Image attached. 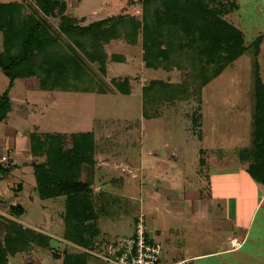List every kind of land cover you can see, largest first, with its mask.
<instances>
[{
	"label": "rangeland",
	"instance_id": "rangeland-1",
	"mask_svg": "<svg viewBox=\"0 0 264 264\" xmlns=\"http://www.w3.org/2000/svg\"><path fill=\"white\" fill-rule=\"evenodd\" d=\"M9 1L17 11L23 10L24 3L34 6L28 0ZM230 2L233 8L226 11L223 19L242 35L245 34L244 52L220 68L222 58H225L222 48H217L213 57L207 54L208 57L199 58L196 54L203 47L197 44V47L195 45L194 49L190 48L179 57L178 70L167 71L164 70L165 65L161 67L160 61L150 67L143 62L142 40L145 34L141 31L142 0L57 1L54 11L47 18L54 28L59 26L63 17L66 20L75 19L76 23L85 26L97 20L133 17L141 25L139 30L130 34L129 41L119 40L102 45L108 56L104 72L99 70L100 64L86 62L82 70L87 75L95 74L96 88H100L101 94L43 91L38 89L34 77L16 79L9 87V80L0 69V113L6 119L0 124V143L3 146L0 148V166L10 168V172L3 175L9 177L0 180V198L4 200L0 202V251H5L0 253L6 258L5 261L1 257L0 264H63L66 262L64 260L73 264L75 250L67 244L66 239L76 237L74 240L78 241L81 233L88 231H96V241H99L97 248L93 249L94 254L90 255L102 260L98 255L105 253L107 245L130 235L136 215L145 211L148 216L149 212L156 210L158 202L153 199L155 192L162 196H166L163 193L165 191L177 195L187 190L183 185L193 190L191 188L195 184H202L205 176H228L225 170H211L208 158L201 156L198 136L201 129L198 125L199 114L201 119L205 116L204 106L200 108V103L191 96L172 104L156 105L153 111L148 105L143 106L142 89L150 84L148 87L152 88V93H159L163 87L161 83L173 87L186 84L191 92L195 67L199 68L204 62L208 63L211 70L219 67L216 73L224 70L204 86L205 94L209 93L206 102L220 100L217 92L220 85L232 94L237 84H249L252 91L253 69L264 82V0ZM161 29L167 33L162 34V53L156 51L155 56L165 60L175 53L180 40L173 26L168 28L164 25ZM168 33L171 34L167 36ZM2 50L0 34V52ZM209 85L214 86L217 93L209 92ZM211 110L218 114L220 112L218 105L212 106ZM209 119L206 115L205 120ZM78 132L93 133V159L97 157L101 165L93 171L95 179L89 181L98 186L100 191L90 192L83 206V217L77 215L76 211L73 214L67 205L62 207V203L54 205L52 201L41 202L35 196L33 167L22 165L29 164L28 160L39 161L28 149L30 135H37L39 139L43 134L57 135L61 144L68 148L71 147L72 135ZM201 157L205 163L200 162ZM113 159L126 164L123 170ZM12 160L17 163V167L10 165ZM105 161H109L107 166ZM235 179H239L242 188L234 186L232 174L221 182L214 179L211 190L216 197L210 202L212 211L206 220L193 221L185 215L163 213L168 229L158 239L162 264L180 261H186L187 264H264V207L254 214L250 224L248 211L252 210V200L239 208L241 211L233 217L227 208L230 207L231 211L236 208L235 197H251L246 183L252 181L247 175L243 179ZM20 183L22 190H18ZM260 190L257 187L251 190L254 197L261 194ZM219 196L222 199H218ZM15 197L21 201L23 208V215L18 217L20 226H31L36 230L45 227L42 234L49 237V244L47 239L34 245V242L27 243L28 239H24V244L21 241L24 249L19 243H13L11 250L3 241L9 231V223L6 225L2 218L11 220L8 207L10 199ZM226 198L231 200L227 201ZM236 227L240 229L238 232L235 231ZM246 227L248 232L241 247L229 252L233 249L230 239L234 237L242 240V231ZM60 253H65L66 259L61 258L63 254ZM202 255L205 257H200Z\"/></svg>",
	"mask_w": 264,
	"mask_h": 264
},
{
	"label": "trees",
	"instance_id": "trees-1",
	"mask_svg": "<svg viewBox=\"0 0 264 264\" xmlns=\"http://www.w3.org/2000/svg\"><path fill=\"white\" fill-rule=\"evenodd\" d=\"M28 1L33 2L34 6L24 3L23 10L17 11L14 10L13 3L0 0V34L3 45L0 52V69L8 78L9 87L16 79L34 77L37 79L38 89L43 91L101 94L100 88L98 86L96 88L95 74L87 75L82 69L87 62L100 64L99 70L104 72L108 56L102 45L119 40L129 41L130 34L139 30L141 24L133 17H125L97 20L85 26L76 23L75 19L66 20L63 17L59 26L54 28L47 18L51 16L58 0ZM228 1L142 0L144 64L147 67L156 66L155 64L160 61L161 67L165 65L164 70H178L179 57L190 48L194 49L195 45L197 47V44L204 50H199L196 54L199 58L208 57L207 54L213 57L217 48H222V55L225 58H222L220 68L240 56L245 49L243 35L223 19L226 11L233 8ZM164 25L168 28L173 26L180 40V44L175 47V53L165 60L155 56L156 51L162 53L161 46L164 43L162 34L167 33L161 29ZM194 36L196 38L193 39ZM212 61L211 59V63ZM218 68L211 70L212 68L205 62L199 68L195 67L196 75L191 83L193 88L191 92L186 84L173 87L161 83L163 86L160 88L161 92L152 93V88L148 87L150 85L148 84L142 89V104L153 110L156 105L197 98L201 86L216 74L220 69ZM262 93L258 95L260 111L264 108V92ZM145 115L147 117L148 113ZM4 118L5 115L0 113V122ZM257 119L260 121V140L256 145L261 156L256 157L255 165L249 170V174L256 182L264 185V118L258 115ZM38 137L32 134L29 141L30 152L40 159L30 164L34 169L40 199L64 196L68 209L75 210L74 197L87 189L86 184L78 181L77 172L81 165H90L94 161L93 133L73 134L71 147L68 149L61 144L57 135H43L40 139ZM9 172L10 168L0 166V175L2 174L0 180L8 178L9 176L5 178L3 175ZM8 212L10 217L18 218L23 210L9 205ZM2 219L10 226L7 227L9 231L4 235L3 241L11 250L14 247L13 243L22 246L24 239H28L27 243L34 242L33 244L46 240L38 234L28 233L27 229H23L13 220L4 217ZM1 241L2 239L0 248ZM24 248L22 246V249ZM2 252L5 253L3 250ZM1 253L0 260L2 257L6 261Z\"/></svg>",
	"mask_w": 264,
	"mask_h": 264
},
{
	"label": "crops",
	"instance_id": "crops-1",
	"mask_svg": "<svg viewBox=\"0 0 264 264\" xmlns=\"http://www.w3.org/2000/svg\"><path fill=\"white\" fill-rule=\"evenodd\" d=\"M6 2H10L9 0H5ZM243 32V31H242ZM259 33V32H258ZM245 36V34H243ZM247 54V53H246ZM224 71V70H223ZM221 70L220 73H216L213 77H211L208 81H206L200 88L198 97L196 98V102L200 103L199 107L206 110L204 112V115H208L209 120L201 119V114H199L200 123L198 126H200L199 131V143L201 146L202 151L201 156L204 155L209 160L208 164L210 166L211 170L214 171H221L225 170L228 176L232 174L234 176V186L236 188L240 187L242 188V183L238 182L239 179L235 178H241L243 179L246 175L250 177L252 180L251 183H246L247 187H249V194L251 197H235L234 198V204L236 208L231 211L230 207L227 208L228 211H230V214L233 215V217L238 214L241 210L239 208L244 207L247 205V202L249 200H252V210L248 211V216H250L249 224L253 219L254 214L258 212V210L262 209L264 207V185L261 183L256 182L249 174V170L254 167L256 162V157L261 156L257 151V145L256 142L260 140L259 133H260V121H258L257 116L264 118V108L260 109V106L258 105V95H262L264 92V82L259 79L257 71L255 69L252 70V91L250 90L251 86H242L241 84H237L235 86V93H229L225 90V88H222V85L218 86V94L220 95L219 101H210L206 102V97L209 94H205V91H203L204 86L207 85L215 76L218 74H221L223 72ZM257 76V77H256ZM247 78H250V76H247ZM257 84V85H256ZM210 88L212 90H210ZM214 92V86L209 85V92ZM211 95V94H210ZM205 97V99H203ZM210 97V96H209ZM206 103V104H204ZM197 105V104H196ZM218 105V108L220 109V112H212V106ZM208 106V107H207ZM202 112V109L200 110V113ZM203 116V112H202ZM4 119L3 121H5ZM8 120V119H7ZM0 122L1 123H3ZM198 123V120H197ZM196 123V124H197ZM259 124V125H258ZM46 135V134H43ZM1 140V139H0ZM2 143H0L1 145ZM0 148H3L1 145ZM66 148V147H65ZM69 148V147H68ZM66 148V149H68ZM28 149L30 151V141L28 139ZM2 150V149H0ZM3 154V153H2ZM95 155V153H94ZM35 158V157H33ZM201 163L203 162V158L201 157ZM40 160V159H39ZM92 166L90 165H81L80 169L77 172V179L80 183H84L87 186V189L76 194L74 197V201H76L74 204L76 206L75 210L73 211L78 215H81L83 217L84 211L83 206L87 201L90 192L93 191H100L99 187L96 185H93L89 181L92 179H95L94 176V169L96 170L97 167L101 166L98 164V159L95 157L93 159ZM115 162L116 159H113ZM33 162L32 160H28L27 163L29 164H22L26 166L32 167L30 164ZM109 164V161H105V165L107 166ZM10 165L13 166V168L17 167V163L12 160V163ZM116 165L123 170V168L126 166V164H123L122 161L118 160L116 161ZM34 173V170H33ZM209 176V175H208ZM226 175L220 176V178L215 177L214 175L210 177L205 176L204 182L202 184L198 183V185H194L189 190L188 186L183 185L187 190L183 191L180 194L177 195H171V192L165 191L163 193L166 194V196H162L160 193L155 192V195L153 196V199H155L158 204L156 205V210L154 212H149L148 216L146 215V212L141 211L138 215L143 214L147 223V226L150 230L151 236L158 241L160 235L164 233L163 231L168 229V222L165 218H163V213L165 214H173L182 216L185 215L188 220L193 221H203L206 220L210 215L209 213L211 210V204L210 202L214 199V191L211 190L212 183L219 180L220 182L224 180ZM244 176V177H243ZM215 179V181H214ZM236 180V181H235ZM207 182V185L205 186L204 183ZM223 184V183H222ZM239 184V186H238ZM20 188L18 187V190H22V185ZM208 186V187H207ZM214 186V185H213ZM261 189V194L257 197H254L252 193V189ZM35 190V196L40 199L39 196V189L37 186V182L34 186ZM171 190V189H170ZM208 190V191H207ZM144 196L147 197V194L144 193ZM218 199H222V197H218ZM233 199V198H232ZM7 200V199H6ZM11 203L10 205L14 207H20L22 208L21 201L17 197L14 199H10ZM66 197L59 196L56 198L51 199H40L41 202H47L52 201L54 205H59L65 207L66 206ZM225 201V198L223 199ZM227 201H230V198H226ZM240 201V202H238ZM0 202H4V200H1ZM237 202V203H236ZM246 203V204H245ZM168 205L170 207H168ZM226 205V204H225ZM238 206V207H237ZM82 207V209H81ZM219 208L220 206H216ZM81 210H80V209ZM170 208V209H169ZM79 209V211H78ZM23 210V208H22ZM226 210V211H227ZM71 211V210H69ZM68 215H71L70 212L67 213ZM23 215V214H22ZM135 216L136 217L138 216ZM134 219V220H135ZM11 220L18 223V218L11 217ZM77 221L78 218H75ZM84 220V219H81ZM135 223V221H134ZM19 224V223H18ZM71 224V223H70ZM134 226V225H133ZM23 229H27L28 233L32 232L34 234H38L44 239H47V244H49V237L45 234H42V232H45L44 229H34L31 226H22ZM48 228V227H47ZM46 230V229H45ZM240 230L236 227L235 231L238 232ZM245 231H242L244 233L243 239L238 240L237 238L232 237L230 239V242L234 239L238 242V247H241L243 241L245 240L246 234L248 232V227L244 229ZM133 232L130 233V235ZM96 231L94 232H82L81 237L78 241L74 240V238L68 240L66 239V242L68 245L71 246L75 250L74 256L72 258L75 260L73 264H105L102 260L96 258L95 256H92L90 254H94L93 249H96V244L99 241H96ZM43 235V236H42ZM76 235V234H75ZM128 235V236H130ZM94 237V238H93ZM127 237V236H124ZM160 244V243H159ZM34 245V244H33ZM30 247V246H29ZM235 248V249H237ZM28 249V248H27ZM41 249V248H40ZM235 249L228 250L229 252L235 251ZM225 251V252H228ZM97 253V252H96ZM63 254L61 258L66 259L65 253ZM207 255V254H206ZM200 257H205L204 255ZM63 264H71L69 260H64Z\"/></svg>",
	"mask_w": 264,
	"mask_h": 264
},
{
	"label": "built area",
	"instance_id": "built-area-1",
	"mask_svg": "<svg viewBox=\"0 0 264 264\" xmlns=\"http://www.w3.org/2000/svg\"><path fill=\"white\" fill-rule=\"evenodd\" d=\"M232 248L238 247L236 239L231 241ZM161 246L150 233L145 217H136L130 236L113 241L105 248L103 255H98L105 264H162L159 259ZM174 264H187L180 261Z\"/></svg>",
	"mask_w": 264,
	"mask_h": 264
}]
</instances>
